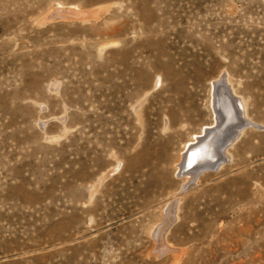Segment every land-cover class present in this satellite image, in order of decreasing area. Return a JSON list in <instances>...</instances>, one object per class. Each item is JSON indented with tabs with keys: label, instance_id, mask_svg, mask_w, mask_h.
<instances>
[{
	"label": "rangeland",
	"instance_id": "obj_1",
	"mask_svg": "<svg viewBox=\"0 0 264 264\" xmlns=\"http://www.w3.org/2000/svg\"><path fill=\"white\" fill-rule=\"evenodd\" d=\"M221 77L264 126V0H0V264H264V127L177 172Z\"/></svg>",
	"mask_w": 264,
	"mask_h": 264
},
{
	"label": "bare ground",
	"instance_id": "obj_2",
	"mask_svg": "<svg viewBox=\"0 0 264 264\" xmlns=\"http://www.w3.org/2000/svg\"><path fill=\"white\" fill-rule=\"evenodd\" d=\"M57 9L59 12H67L73 16L82 14L79 11L75 12L72 8L63 9V6ZM84 14H87V12ZM213 84L214 91L211 106L215 120L202 126L199 133L193 134V138L184 144L181 161L177 165L178 168L180 167L177 172L181 176L186 175L187 182L196 179L202 172L214 168L215 164L221 166L229 157V149L241 135L242 130L245 129L244 127L256 126L259 129L264 127L246 119L245 103L242 99L236 97L228 79L221 77Z\"/></svg>",
	"mask_w": 264,
	"mask_h": 264
}]
</instances>
